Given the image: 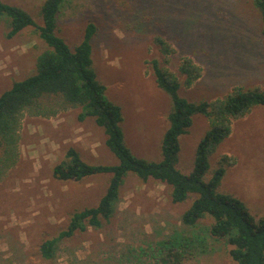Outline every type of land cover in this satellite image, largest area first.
<instances>
[{
  "label": "rangeland",
  "instance_id": "374dc122",
  "mask_svg": "<svg viewBox=\"0 0 264 264\" xmlns=\"http://www.w3.org/2000/svg\"><path fill=\"white\" fill-rule=\"evenodd\" d=\"M2 1L42 23L44 0ZM57 21L58 35L70 47L81 41L89 22L95 24L92 68L108 99L121 108L124 142L137 157L162 159L161 139L172 108L171 97L156 84L153 60L178 76L179 94L189 101L221 98L233 87L264 91V23L253 0H65ZM9 28V20L0 17V94L34 73L35 60L47 47L34 27L11 38ZM157 37L173 52L163 53ZM185 57L202 68L190 87L177 69ZM79 111L72 107L49 117L23 116L19 161L0 180V264H234L230 246L210 236V217L195 228L181 222L195 195L173 203L171 186L153 178L144 182L134 172L123 177L110 218L60 239L52 258H44L42 242L66 229L75 211L96 206L112 176L55 179L53 168L68 161V148L89 164L119 163L105 143L104 128L93 116L79 121ZM208 128V118L195 114L180 136L176 167L181 173L191 172L196 146ZM223 154L235 164L227 167L217 191L238 197L253 215H264V107L233 121L231 134L209 158L204 180ZM179 243L184 258L167 260Z\"/></svg>",
  "mask_w": 264,
  "mask_h": 264
},
{
  "label": "trees",
  "instance_id": "16d2710c",
  "mask_svg": "<svg viewBox=\"0 0 264 264\" xmlns=\"http://www.w3.org/2000/svg\"><path fill=\"white\" fill-rule=\"evenodd\" d=\"M64 2L44 0L40 10L42 23L38 24L23 8L0 0V17L9 20L8 38L26 27H34L47 46L35 60L36 71L22 80L14 81L9 89L0 94V180L19 161L23 116L49 117L59 109L72 107L80 108L77 115L79 121L93 116L96 124L104 128L107 135L105 143L119 163L89 164L75 148H68V161H62L53 168L55 179L78 181L99 173H111L112 176L98 204L75 211L66 229L42 242L41 255L50 259L60 239L71 237L77 230L85 231L88 226L100 227L101 220L110 218L114 213L123 177L127 172H134L144 182L153 178L171 186L173 203L195 195L189 207L183 211L181 222L195 228L202 219L210 217V236L230 246L229 256L234 264H264V215H253L241 199L217 191L227 167L234 165L235 159L227 154L220 156L211 177L204 180L209 169V158L231 134L233 121L243 118L256 106L264 107V91L259 87H233L221 98L189 101L179 94L182 83L178 76L153 60L156 84L171 97L172 108L167 116L168 127L161 139L162 159L154 162L137 157L124 142L120 126L123 120L121 108L108 99L106 87L97 80L92 68L91 39L97 31L95 24H87L83 38L73 47L58 35L57 13ZM253 3L264 23V0H253ZM262 33L264 36V26ZM156 42L163 53L168 55L173 52L161 37H157ZM164 60L168 62V58ZM177 69L187 87L202 76V68L188 57L180 60ZM195 114L208 118L209 128L196 146L191 172L183 174L176 167L179 139L191 127ZM190 238L197 240L196 235ZM179 247L177 250L170 249L167 260L173 257L175 263H179L184 258V244L179 243Z\"/></svg>",
  "mask_w": 264,
  "mask_h": 264
}]
</instances>
